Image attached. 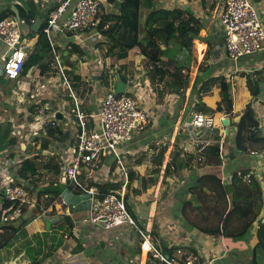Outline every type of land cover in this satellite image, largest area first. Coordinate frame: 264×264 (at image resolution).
I'll return each instance as SVG.
<instances>
[{"label": "crops", "instance_id": "obj_1", "mask_svg": "<svg viewBox=\"0 0 264 264\" xmlns=\"http://www.w3.org/2000/svg\"><path fill=\"white\" fill-rule=\"evenodd\" d=\"M100 2L101 8L105 12L114 11L117 13V8L114 5L104 2V0H100ZM156 2L158 6L167 8L189 9L193 11L196 17L204 18V22L199 24L202 25V28L198 36L192 40L190 51L184 49L177 53V59L182 61V72L188 76L187 83L180 95L174 92L176 87L171 85L170 77L167 74L168 70L174 71L177 65L176 58L170 57L172 50H166L164 54L157 50L156 55L159 59L152 61L141 54L139 47L134 45L128 49L126 57L117 59L113 53L107 55L108 39H105L106 36L103 33H101V38L97 40L98 42L96 41L97 43L94 44L81 37L78 40L71 33L57 35V39L61 43L71 45L63 51V55H69V60L78 65L77 73L80 75L81 80L75 84L72 81L71 88L89 117L88 128H94L97 124L96 115L99 112L104 90L108 87L100 79L103 72L108 76L107 82L114 87L117 74L120 76L121 73L126 77L125 81L120 76L128 88L130 86L127 83L132 80L135 87L134 94L147 112L144 128L135 130L131 139L121 143L118 147L122 156L124 171L116 165L113 152L106 150L101 162L94 168L92 181L97 183H119L118 192H123V198L128 208L134 213L137 220L143 223V228L145 227L151 232L159 247L162 248L163 245L166 247H182L181 249L188 254L197 256L200 261L214 258L216 264H246L243 256L251 254V248L257 240L255 237V224L253 223L250 227L252 236L245 244L247 252L239 254L232 250V247L226 241L227 238L201 231L200 225L201 227L205 226L204 220L208 215L205 203L207 200L214 201L215 198L204 196L202 207L197 209L188 202L191 196L189 187L198 175L205 173L216 174L225 183L229 181L232 173L239 169L254 168L257 172H264V155L253 156L248 152H240L234 145L236 116L242 111L243 106L251 100L254 104L256 117L259 120L258 129L262 136V133H264V43L260 51L244 55L236 61H232L227 57L223 48V33L214 25V7L216 3L212 0H206L208 14L205 15L200 0H156ZM209 3L212 4L211 7ZM254 5L264 26V0L254 2ZM46 7L47 4L40 0H0V12L4 9L12 11L14 8L20 17L19 8L24 9L26 12L33 10L36 14L35 18L41 17L42 24ZM142 11L143 9H141ZM19 25L23 27V32L20 30L21 33L26 36L31 26L25 20ZM103 36L104 40H102ZM30 39L31 44H29L32 48L36 37ZM0 45V50H2L3 44L1 42ZM160 49H164V44H160ZM114 52H117V50ZM187 53L190 56L192 55L193 64L191 68V58L188 68L183 65V57ZM175 54L174 52V56ZM33 67L26 72L23 78L31 80V77L36 76L35 73L29 74ZM67 67L71 71V67ZM41 70H43L42 67ZM68 74L71 75L70 72ZM243 74H249L254 80L257 79L259 94L256 98L251 97L246 85V77ZM197 78H199V81L196 88H199L202 84L208 89L204 94L203 92L198 93V97L201 95L207 97L216 95L220 98L219 91L222 81L230 85L231 114L226 115L224 112H215L212 115L215 119V125L207 130L193 128L188 124L190 113L187 110L191 102L197 99L196 88L194 87ZM12 82V80H7L6 83L9 85ZM5 89L2 88L1 92H5V98H7L10 94ZM29 89L30 87L28 91L34 94V88ZM68 92L67 90L66 95L69 96ZM36 99H39V97L32 99L18 97V101L25 104L19 107L15 101L14 104L10 105L11 110L17 109L25 115H32L29 123H33L35 127L19 123L17 126L19 129L29 127L31 133L24 139L25 143L16 142L20 149L10 147L2 152L0 161L9 165L11 174L15 175L17 179L19 178L22 185L27 187L29 192L31 204L23 209L22 216L17 222L21 224L22 221L33 216L25 224V229L29 234L45 232L49 244L50 227L53 224L61 221L65 222L66 220L73 224L69 231L66 230L63 233V241L60 247L52 252L42 264H151L150 258L145 254V250L141 248L142 237L136 241L133 236L120 234L112 239L104 240L100 228L87 221L88 205L80 196L81 192H73L63 178V167L71 156L75 143V133L78 128L74 114L68 111L69 97L53 96L47 101L41 97L45 101L42 105L40 104L41 101L35 103ZM31 105H38L34 106L37 111L31 112ZM71 115L74 117L73 119L70 118ZM41 116L46 120L52 117L56 118V124L60 125L62 130L63 140H61V136L58 139L48 137L43 131L39 130L41 124L35 122V118ZM0 118L4 121L9 120L14 125L16 124L13 117L8 116V114L0 115ZM224 118L229 120L227 125L222 123ZM40 136L49 139L48 142L40 141ZM215 136H217L218 141H223V160L220 166L217 167H201L196 161L197 152L202 146L212 141V137L215 139ZM162 146H165L163 157L157 162L155 150ZM179 151L181 152L178 156L182 161L186 156H190L192 161L190 166L181 169L180 174H177L173 172V168L166 169V165L170 161L174 162L172 157L178 154ZM10 152H12L13 157L8 156ZM23 158L34 161L36 166L35 173L25 170L27 179L17 175L21 168L20 160ZM156 167L158 168L157 174L154 173ZM129 170L133 171L134 174L130 184L127 177ZM142 176L155 177L156 179L140 194L131 192V186L136 189L141 188ZM163 181L165 183L168 181V186H166L168 188L165 189L162 197L161 190L163 187L161 183ZM154 184L155 186H153ZM127 186L128 189H126ZM156 188L159 193L157 196L154 194L153 199L150 200L151 202L143 199L145 193L154 191ZM226 197L228 196L226 195ZM63 198L67 201V205L61 203ZM147 201L149 206L144 203ZM56 218H58V221H56ZM16 226L14 223H0V251H4V245L16 234L18 228ZM253 226L255 229L252 230ZM67 227L65 226V228ZM60 237H62V233L57 239H60ZM72 239L76 241L75 245ZM136 244H138V252H136ZM77 245L83 248L80 253L73 252ZM46 251H49L48 248H46ZM259 261L264 263L261 259ZM26 263L27 257L24 253L11 260L0 262V264Z\"/></svg>", "mask_w": 264, "mask_h": 264}, {"label": "trees", "instance_id": "obj_2", "mask_svg": "<svg viewBox=\"0 0 264 264\" xmlns=\"http://www.w3.org/2000/svg\"><path fill=\"white\" fill-rule=\"evenodd\" d=\"M252 1L258 2L260 0ZM104 2L112 4L117 8V13L114 11L105 12L104 9L101 8V12L96 15V19L98 20L96 29L108 38V49L106 52L107 55L113 53L114 55H116L117 59L124 58L127 55L128 49L133 47L134 45H137L140 49L141 54L152 61H157L159 59L156 55L157 50H160V53L162 54H164L166 50H172L173 52L171 53L170 57H175L178 63L175 66L174 71L168 70L167 74L170 77L169 79L171 85H174L176 87L174 92H177V95H180L187 83L188 76L186 73L182 72V61L177 59V53L181 52L184 49H188L190 51L192 47V40L198 36V33L202 28V25L199 24H202L204 22V18L196 17L193 11L189 9L167 8L158 6L156 0H104ZM200 5L203 9L204 14L207 15L208 6L206 0H200ZM209 5L210 7L212 6L211 3H209ZM141 9H143L142 12ZM18 12L20 17L23 18V20H25V22L28 23L29 26H31L36 15L34 11L30 10L26 12L24 9L19 8ZM9 13V10L4 9L0 12V19L8 15ZM28 34L30 37H36V41L32 45L31 52L23 65L21 73L16 79H8L4 75L0 74V83L4 79V77L6 78V80H12V83H17L19 78L22 75L26 74V72L31 67L41 65L43 63V60L50 54L51 46L42 31V26L40 27L38 32H33L31 29H29ZM159 42L164 44V49H160ZM55 48L57 50H60L61 47L56 45ZM115 50H117V52H114ZM118 51L121 52L118 53ZM174 52L176 53L175 56ZM60 62L63 66H65V68L67 66L71 67V75L67 74L66 76L70 82V86L72 87V81L73 84H75L81 80L80 75L77 73L78 65L77 63H73L69 60V55H61ZM189 62L190 55L187 53L183 57V63L187 68L189 67ZM186 67L185 69H187ZM120 76L126 81L125 76L121 75V73ZM243 76L246 77V85L251 97L256 98L259 94L257 79L254 80L249 74H243ZM100 79L105 82V85H110L107 82L108 76L107 74H104V72L101 73ZM198 81L199 78H197L195 82V88L197 87L196 84H198ZM202 86L203 85L201 84L199 88L195 89V92L197 93V99H194L191 102L187 112H200L207 115H213L215 112H224L226 115L231 114L232 97L229 91L230 85L228 83L222 81L219 91L220 98L216 95H212L209 97H207L206 95H201L198 97V93L203 92L204 94V92L208 90L204 86ZM69 99L72 101V108H74L75 101L73 97L69 95ZM4 105L7 107L6 104ZM34 106L38 105H31V112L35 111L36 107ZM80 109L84 114H87L82 108V104L80 105ZM74 117L77 121V117ZM236 119V133L234 139L235 148L238 151L244 153H249L252 150H261L264 145V137L261 135L258 129L259 120L256 117L252 100L247 102L243 106L242 111L236 116ZM87 126H89L88 122ZM41 128L42 129L40 130L43 131L44 134L48 137L58 139L59 136H61V140L64 139L61 133L62 130L60 125H51L49 123H46L42 125ZM11 134V121L5 120L0 123V155L8 148L16 145L17 138L13 136V134ZM212 139V141L202 146L197 152L196 161L201 167H217L220 166L222 162L217 136H215V139L212 137ZM164 150L165 146H162L161 148H158V150H155L157 162L162 159ZM180 152L181 151H179L178 154H175V156L172 157V160L174 161L172 162V170L177 174H180L181 169L190 166V162L192 161V158H190V156H186L184 161H182L178 156ZM8 156L13 157L12 152H10ZM101 159L102 156L100 160ZM20 165L21 168L17 175L19 177H22L23 179H27L25 170H29L31 173H35L36 171L35 163L32 160L23 158L20 160ZM237 171L233 172L230 176L229 181L225 183H223L221 181V178L216 174L205 173L203 175H198L195 178L193 184L189 187L191 196L188 202L189 204H193L197 209H199L202 207L201 204L204 203V196L215 198V200H226V195L228 193H231V202L228 204V206L226 204V208L218 213L219 216L217 223L213 226L205 224V226L201 227L200 225L201 231L205 233L221 235L226 238L232 236L237 237L244 234V239L248 243L249 238L252 236H250V227L256 221L264 206L263 190L261 182L257 177L252 175L247 181H242L237 177ZM154 173H158L157 167L154 168ZM127 177L128 183L130 184V182L134 178L133 171L129 170L127 173ZM155 179V177L142 176L141 188L136 189L131 186L130 191L135 194H140L142 190L153 183ZM14 182L22 184L20 182V179H17L15 175ZM129 184L128 186H130ZM90 186H96L100 193L116 192V190L120 188L119 183H97L93 182L92 180H89L87 182V187ZM128 186L126 189H128ZM69 187L71 186L69 185ZM70 189L75 193L82 192L81 189L73 187H71ZM8 206V202L2 203V208L5 209L8 208ZM129 211L131 215L135 219H137L130 209ZM32 217L33 216H30L28 219L22 221L21 224H18L16 226L18 227L16 230L17 232L4 245V251H2V254H0V262L11 260L13 258H16L19 254L24 253L27 257L26 264H42L52 252L60 247L63 241V233L66 230L69 231V228L73 225L69 220L53 224V226L50 227V242L48 244L45 232L41 234H29L25 229V224ZM240 219L243 220V222L239 223ZM65 226L68 227L65 228ZM142 228L143 223H140V221L137 220V225L127 227V231L123 234H129V236H133L134 238H136L135 240L137 241V239L141 237L139 234V229ZM61 233L62 237H60V239H57ZM68 233L70 234V232ZM247 234L249 235L247 236ZM255 237L257 240L254 246L251 248V254L248 256L249 263L246 262V264H264L259 261L260 259L264 261V221L261 222L258 220L255 230ZM80 247L81 246L77 245L73 249V252ZM46 248H48L49 251H46ZM135 248L136 252H138V244H136ZM162 248L164 251L171 253L176 247H166L163 245Z\"/></svg>", "mask_w": 264, "mask_h": 264}, {"label": "built area", "instance_id": "obj_3", "mask_svg": "<svg viewBox=\"0 0 264 264\" xmlns=\"http://www.w3.org/2000/svg\"><path fill=\"white\" fill-rule=\"evenodd\" d=\"M47 4L42 31L51 46L57 69L61 74L69 95L75 101V107L69 111L77 117V131L71 156L63 167V178L73 188L81 189L80 196L88 205L87 221L100 228L102 238L109 240L119 236L129 226H136L135 219L123 198V192L100 193L96 186L87 187V182L94 177V168L99 163L106 150L114 154L115 162L124 171L122 156L118 147L121 143L131 139L135 130L144 128L147 112L135 97V87L132 80L129 88L126 86L123 93H116L114 86L109 85L101 99L99 112L96 115L97 124L94 128L87 126V114L80 109L81 102L74 95L70 82L65 74V67L60 62L63 51L70 47L61 43L57 35L72 34L76 39L88 40L95 43L102 36L96 29V15L101 12L100 0H40ZM217 3L214 25L224 34L223 48L227 57L236 61L244 55L260 51L264 43V26L256 13L252 0H212ZM10 15L0 19V74L8 79H16L23 69V65L31 52V45L24 42L19 24L24 20L18 16L16 9ZM105 39H108L105 37ZM104 40V36L102 37ZM60 46L57 50L55 46ZM35 122L40 127L46 123L56 125V118L49 120L36 117ZM188 124L193 128L211 129L215 125L212 115L200 112L192 113ZM263 137H264V133ZM220 157L223 160V141H218ZM253 156L264 155V145L261 150L249 152ZM172 161L166 169H172ZM237 177L247 181L252 175L261 182L264 197V172H257L254 168L239 169ZM8 202V208H2V203ZM62 204L67 205L63 198ZM31 204L27 188L14 182V176L6 162L0 161V210L1 223L18 225L23 209ZM264 207V206H263ZM264 221V209L258 215L254 224ZM58 221V218H56ZM142 237L145 254L151 264H214V258L205 261L188 254L181 248H175L171 253L164 251L152 237L151 232L139 229ZM71 239V238H70ZM74 245L76 241L72 239ZM143 246V245H142ZM143 249V248H142Z\"/></svg>", "mask_w": 264, "mask_h": 264}, {"label": "rangeland", "instance_id": "obj_4", "mask_svg": "<svg viewBox=\"0 0 264 264\" xmlns=\"http://www.w3.org/2000/svg\"><path fill=\"white\" fill-rule=\"evenodd\" d=\"M209 12H210V10H209ZM149 24H150V21H149ZM22 28H23L22 25H19V29L21 31H22ZM22 37H23L25 43H28V44L30 43L31 44V39H30L31 37L29 36V34H27L26 36H24L22 34ZM159 43L162 44L161 42H159ZM70 47H71V45H70ZM190 58H191V64H190V68H191V65L193 64L192 63V55L190 56ZM177 63H178V61H177ZM183 65H184V63H183ZM40 66L42 67L43 70H41V67ZM40 66L33 67V69L29 72V74H31V75L33 73H35V75H36L35 77H31L30 78L31 80H28L26 78H23L25 76V74H24V75H22L19 78V80H18L17 83H12L10 85H7V83H6L7 80H6L5 77H4V79L0 83V86H1L0 90L2 88H6L5 90L8 91V94H10V95H8L9 97L5 98V96H6L5 95V92H3V93L1 92L2 94H1V97H0L1 98V101H0V115L1 116H4V115L8 114V116H12L13 117V121L15 120L16 124L14 125L11 122V126H12V134H13V136H15L17 138L16 142L20 141L21 143H25L24 139H26V137L29 136V134L31 133L29 127L27 129H22V130L19 129L17 127L19 123H25V124H29V125H32V126L35 127V125H33V123H29L31 121V119H32V115H30V114L25 115V113L20 112L17 109L11 110L10 105L12 103L14 104L15 101L17 103V106H19V107H22L23 104H25L24 102H19L18 101V97L31 98V99L32 98L39 97V99H36L35 100L36 101L35 103H39L41 101V103H40L41 105L43 103H45V101L51 99V97H53V96L54 97H63V98H66V96L69 97L68 95H66L68 88H67V86H66V84H65V82H64V80H63V78L61 76V74L59 73V71L57 69V64L55 62V58H54V56H53L52 53H50L46 57V59L43 61V63ZM181 66H182V63H181ZM34 70H35V72H34ZM69 72H70V70H69V68H67L65 70V74L67 75ZM29 87H30V89L31 88L33 89L34 88V94H32L30 91H28V88ZM59 93H60V96H59ZM41 97L45 101H43L41 99ZM4 104H6L7 107ZM68 105H67L68 106V109L70 110V108L73 107L72 101L70 99H69ZM49 109H50V107H49ZM35 111H37V110H35ZM192 113H194V112H192ZM192 113H190V116H191ZM73 116L71 115L70 118L73 119L74 118ZM88 120H89V117L87 119V122H88ZM3 121L4 120L0 118V123H2ZM39 128L42 129L41 127H39ZM39 139H40V141H43V142H46V143L49 140V139H47V138H45L43 136H40ZM12 148L17 149V150L20 149L19 146H18V144L12 146ZM100 162H101V160H100ZM163 182H162L163 185L161 183V186L163 187V189L161 190V196L162 197H163V194L165 193L164 192L165 189L168 188V187L166 188V186H168V181L166 182L167 184L165 183V181H163ZM153 186H155V184ZM158 193L159 192L157 191V188H156V189H154V191H150L149 193L148 192L145 193V196H144L143 199H147L149 202H151L150 200L153 199L154 194H155V196H157ZM227 196L228 197H226V200H224V199L214 200V201L213 200H211V201L207 200V202L205 204H206V209H207V212L206 213L208 215H207V217L204 220V222L206 223V225L213 226V225H215L217 223L218 216H219L218 213H220L224 208H226V204L228 206V204L231 202V197H232L231 196V193H228ZM148 201L147 202H144L146 206H149V202ZM263 209H264V207H263ZM43 216H45V215L43 214ZM240 222H243V220L240 219L239 220V223ZM253 228L255 229L254 226L252 227V230H253ZM143 229L145 230V227ZM126 231L127 230L123 231L121 233V235L124 232H126ZM249 234H247V236ZM125 235L129 236V234H125ZM251 235L252 234H250V236ZM244 237H245L244 234L241 235V236H237V237H233V236L232 237H227V240L226 241L232 247V250L238 252L239 254H243L245 251L247 252V248L245 246V244L247 242L245 241ZM142 245L144 246V244L143 243L141 244V248H143ZM82 250H83V248L80 247L77 250H75L74 253H80ZM1 252L2 251H0V253ZM248 256L244 255L243 257H245L246 262L249 263ZM214 264H216V263H214Z\"/></svg>", "mask_w": 264, "mask_h": 264}, {"label": "water", "instance_id": "obj_5", "mask_svg": "<svg viewBox=\"0 0 264 264\" xmlns=\"http://www.w3.org/2000/svg\"><path fill=\"white\" fill-rule=\"evenodd\" d=\"M256 13L259 17V13L257 12V9H256ZM41 24H42V19L41 17H36L34 22L31 24V30L33 32H38L40 27H41ZM125 88H126V83L125 81H123V79L120 78L119 74H117V81H116V84H115V87H114V91L116 93H123L125 91ZM256 100V99H255ZM229 122L228 118H224L222 123L224 125H227ZM49 223L47 222V225Z\"/></svg>", "mask_w": 264, "mask_h": 264}, {"label": "bare ground", "instance_id": "obj_6", "mask_svg": "<svg viewBox=\"0 0 264 264\" xmlns=\"http://www.w3.org/2000/svg\"><path fill=\"white\" fill-rule=\"evenodd\" d=\"M216 7H217V3L215 4V7H214V9H215V11H216ZM223 33V32H222ZM223 36H224V34H223ZM145 232L147 233V234H149L150 233V231L149 230H147V229H145ZM145 247L143 246V249H144ZM145 250V249H144Z\"/></svg>", "mask_w": 264, "mask_h": 264}]
</instances>
